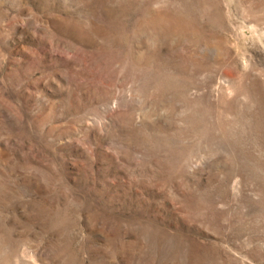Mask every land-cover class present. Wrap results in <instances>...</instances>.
<instances>
[{
    "label": "rangeland",
    "instance_id": "374dc122",
    "mask_svg": "<svg viewBox=\"0 0 264 264\" xmlns=\"http://www.w3.org/2000/svg\"><path fill=\"white\" fill-rule=\"evenodd\" d=\"M0 264H264V0H0Z\"/></svg>",
    "mask_w": 264,
    "mask_h": 264
}]
</instances>
